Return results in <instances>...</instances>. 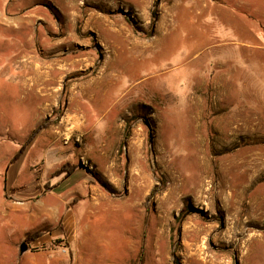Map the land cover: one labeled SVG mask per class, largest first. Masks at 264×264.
I'll return each mask as SVG.
<instances>
[{
  "label": "rangeland",
  "instance_id": "rangeland-1",
  "mask_svg": "<svg viewBox=\"0 0 264 264\" xmlns=\"http://www.w3.org/2000/svg\"><path fill=\"white\" fill-rule=\"evenodd\" d=\"M262 200L264 0H0V264H264Z\"/></svg>",
  "mask_w": 264,
  "mask_h": 264
},
{
  "label": "bare ground",
  "instance_id": "bare-ground-1",
  "mask_svg": "<svg viewBox=\"0 0 264 264\" xmlns=\"http://www.w3.org/2000/svg\"><path fill=\"white\" fill-rule=\"evenodd\" d=\"M236 122V121H235ZM237 123V122H236ZM226 126H228L227 128L231 127L233 125V122H226L225 123ZM250 125V124H249ZM224 127V126H223ZM237 127V126H236ZM197 130V128H196ZM226 130V129H225ZM234 133V131H233ZM230 134V133H229ZM224 135H227L226 132H223L222 133V136ZM197 144V143H196ZM200 145L198 146L197 144V147H196V151H195V160L193 161V175H192V179L190 181V183L186 184L185 182L184 183H181L177 190L179 192H183V191H190L192 193H198L199 191L203 190L204 186L207 184L206 182V177H207V174L209 175V167H208V160H207V156H206V151H205V147H206V143H199ZM196 146V145H195ZM195 148V147H194ZM194 155V156H195ZM192 159V157H191ZM189 160V159H188ZM192 161V160H190ZM253 163V162H252ZM236 167L235 164L231 165V168H234ZM250 167L248 166L246 169H249ZM182 180V179H181ZM187 182V181H186ZM176 190V191H177ZM239 192V191H238ZM260 201V200H259ZM264 201V200H262ZM101 202V201H100ZM99 202V203H100ZM257 203V206L261 209H263V205L261 202H255ZM96 208V207H95ZM255 208V207H254ZM257 209V208H256ZM264 210V209H263ZM258 211V210H257ZM253 212V210H252ZM261 213V212H260ZM263 213V212H262ZM253 215V214H252ZM261 215V214H260ZM251 217V216H250ZM198 226V225H197ZM210 228V225L209 226H204V227H200V228H197L196 227V233H206L207 230ZM250 239V238H249Z\"/></svg>",
  "mask_w": 264,
  "mask_h": 264
},
{
  "label": "water",
  "instance_id": "water-1",
  "mask_svg": "<svg viewBox=\"0 0 264 264\" xmlns=\"http://www.w3.org/2000/svg\"><path fill=\"white\" fill-rule=\"evenodd\" d=\"M28 249L27 244L25 242L21 243L19 247L20 254L24 253Z\"/></svg>",
  "mask_w": 264,
  "mask_h": 264
},
{
  "label": "trees",
  "instance_id": "trees-1",
  "mask_svg": "<svg viewBox=\"0 0 264 264\" xmlns=\"http://www.w3.org/2000/svg\"><path fill=\"white\" fill-rule=\"evenodd\" d=\"M21 155H22V152H20V154H18V155L16 156V158L13 160V162H16V161L21 157ZM36 235L39 236L40 233H38V234H36Z\"/></svg>",
  "mask_w": 264,
  "mask_h": 264
}]
</instances>
